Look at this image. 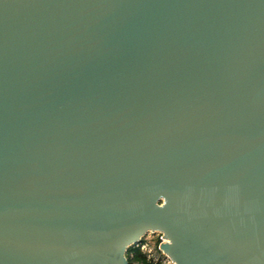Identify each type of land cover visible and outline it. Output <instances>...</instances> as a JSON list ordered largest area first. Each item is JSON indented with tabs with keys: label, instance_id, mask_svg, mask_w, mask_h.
<instances>
[{
	"label": "water",
	"instance_id": "95a60500",
	"mask_svg": "<svg viewBox=\"0 0 264 264\" xmlns=\"http://www.w3.org/2000/svg\"><path fill=\"white\" fill-rule=\"evenodd\" d=\"M264 264V0H0V264Z\"/></svg>",
	"mask_w": 264,
	"mask_h": 264
},
{
	"label": "built area",
	"instance_id": "2783aa9c",
	"mask_svg": "<svg viewBox=\"0 0 264 264\" xmlns=\"http://www.w3.org/2000/svg\"><path fill=\"white\" fill-rule=\"evenodd\" d=\"M160 235V241H159V244H158V248H157V251H158V255H155V254H152V253H147L146 250H147V243L145 241H142L138 244H136L134 247H140L141 250L146 253L147 257L149 260L155 262V263H162V264H173V262L171 261V259L160 249V244L163 243V242H166V239L163 237V235L161 233H159ZM150 252V251H148ZM167 258L168 261L165 259Z\"/></svg>",
	"mask_w": 264,
	"mask_h": 264
},
{
	"label": "trees",
	"instance_id": "16d2710c",
	"mask_svg": "<svg viewBox=\"0 0 264 264\" xmlns=\"http://www.w3.org/2000/svg\"><path fill=\"white\" fill-rule=\"evenodd\" d=\"M126 257L128 264H162L149 260L140 247H130L126 252Z\"/></svg>",
	"mask_w": 264,
	"mask_h": 264
},
{
	"label": "rangeland",
	"instance_id": "374dc122",
	"mask_svg": "<svg viewBox=\"0 0 264 264\" xmlns=\"http://www.w3.org/2000/svg\"><path fill=\"white\" fill-rule=\"evenodd\" d=\"M143 241H145L148 245L147 250H146L147 253H152V254L158 255L157 248H158V244L160 241V235L158 232L148 233L143 238ZM132 247H134V246H132ZM148 251H150V252H148ZM165 259L168 261L167 258H165Z\"/></svg>",
	"mask_w": 264,
	"mask_h": 264
},
{
	"label": "bare ground",
	"instance_id": "6f19581e",
	"mask_svg": "<svg viewBox=\"0 0 264 264\" xmlns=\"http://www.w3.org/2000/svg\"><path fill=\"white\" fill-rule=\"evenodd\" d=\"M167 241V240H166ZM174 264V263H173Z\"/></svg>",
	"mask_w": 264,
	"mask_h": 264
}]
</instances>
